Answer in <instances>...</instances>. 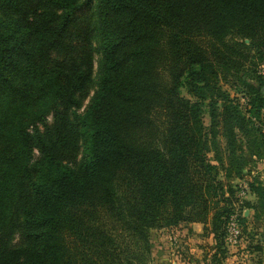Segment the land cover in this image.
Wrapping results in <instances>:
<instances>
[{
  "label": "trees",
  "instance_id": "trees-1",
  "mask_svg": "<svg viewBox=\"0 0 264 264\" xmlns=\"http://www.w3.org/2000/svg\"><path fill=\"white\" fill-rule=\"evenodd\" d=\"M263 161L264 0H0V264H149L193 223L224 264Z\"/></svg>",
  "mask_w": 264,
  "mask_h": 264
},
{
  "label": "rangeland",
  "instance_id": "rangeland-1",
  "mask_svg": "<svg viewBox=\"0 0 264 264\" xmlns=\"http://www.w3.org/2000/svg\"><path fill=\"white\" fill-rule=\"evenodd\" d=\"M95 60L97 61V57L95 58ZM96 61L94 64V68H95V72H96ZM223 89L226 90L230 97H237L241 103H243V100L241 98L242 95H238L235 94L234 91H232L229 87L227 86H223ZM93 93V89L90 90L89 92V97L92 95ZM181 95L187 99H191L189 94H187L186 89L183 88L181 89ZM89 97L82 103V109H84V107L86 106V104L88 103ZM204 124L205 126L209 125V116L206 113L204 115ZM259 164H262L261 162H258ZM258 163H254V164H258ZM256 170V169H255ZM252 166V168H250V172L251 174H253L254 172H256ZM256 174V173H255ZM253 174V175H255ZM259 174V173H258ZM260 175V179L262 178L261 174ZM251 177H246L244 181H234L237 184V188L240 190L237 194L238 198L240 200L244 199V200H251V196L249 194V192L247 191V186H246V181L250 180ZM263 179V178H262ZM264 181V179H263ZM188 224H180L178 227L176 228H171V229H162V230H154L151 231V237H150V243H151V262L149 264H163V252H167V254H164V259L166 258V256H170V259H173L174 257H181L183 258L185 256L186 253L185 252V247L191 246V248H193V250H195V253L197 251L196 246L200 245L201 243L203 244L202 246L205 248V253H206V249L210 247L207 246V239H202L203 236L199 234L194 233L193 231L187 232L186 228ZM263 227H264V223H263ZM248 229L250 230V234H259L258 232V228L255 227V225H250L248 227ZM252 240L251 242L254 244L256 239H254V237H249V235H242V239L240 241V243L234 247V248H227V258L232 257L233 254H236L238 261H236V263H238L240 261V263H244L245 262V256L248 258V255H246V252L244 250H246V247H244V242ZM207 247V248H206ZM164 248H167L165 251ZM208 252V251H207ZM234 252V253H233ZM211 254V250L210 252L206 253L204 256L209 257V255ZM243 254V255H242ZM205 257V258H206ZM201 258V256H200ZM225 259V260H226Z\"/></svg>",
  "mask_w": 264,
  "mask_h": 264
},
{
  "label": "crops",
  "instance_id": "crops-1",
  "mask_svg": "<svg viewBox=\"0 0 264 264\" xmlns=\"http://www.w3.org/2000/svg\"><path fill=\"white\" fill-rule=\"evenodd\" d=\"M262 164H253V168L256 172H254L253 174H261L262 178L264 179V161L261 162ZM261 178V180H263ZM239 181H244V180H239ZM251 200L248 199L249 201H253L254 198L251 196ZM244 216L247 217L248 220V227L250 225H255V227L258 228V232L259 234H250V230L248 229V234H250L252 237H254V239H256L255 243H258L261 247H262V253L260 255H258L256 252L252 251L249 248V241H245L244 242V247H246V250H244L246 252V255H248V258L245 256V262L244 263H240V261L238 263H236V261H238L236 254H233L232 257L227 258L224 261V264H249L250 262H252L253 260H255V258L258 256L262 259L263 263H264V227H263V223H264V219L263 220H256L253 218V211H249L246 210L244 211ZM186 228L187 232H194L196 234H199L201 236H203V226L201 224L198 223H193V224H188ZM247 235V234H246ZM202 239H207V246L210 247L211 250V246L213 245V240H212V236H203ZM204 244V243H203ZM202 243L200 245H197V251L195 253V250H193V248H191V246L185 247V256L183 258L181 257H174L173 259H170V256H166V258L164 259V254H167V252L165 251L167 248H164L163 251V264H205V257L204 256L206 253L210 252L209 248L206 249V253H205V246L203 247ZM207 248V247H206ZM208 251V252H207ZM212 252V251H211ZM234 253V252H233ZM243 255V254H242ZM201 256V258H200ZM208 258V257H207Z\"/></svg>",
  "mask_w": 264,
  "mask_h": 264
},
{
  "label": "built area",
  "instance_id": "built-area-1",
  "mask_svg": "<svg viewBox=\"0 0 264 264\" xmlns=\"http://www.w3.org/2000/svg\"><path fill=\"white\" fill-rule=\"evenodd\" d=\"M242 239V228L238 223L237 215H233L226 227L225 244L226 247H236Z\"/></svg>",
  "mask_w": 264,
  "mask_h": 264
},
{
  "label": "water",
  "instance_id": "water-1",
  "mask_svg": "<svg viewBox=\"0 0 264 264\" xmlns=\"http://www.w3.org/2000/svg\"><path fill=\"white\" fill-rule=\"evenodd\" d=\"M247 42V41H246ZM246 171H244V173H245Z\"/></svg>",
  "mask_w": 264,
  "mask_h": 264
}]
</instances>
